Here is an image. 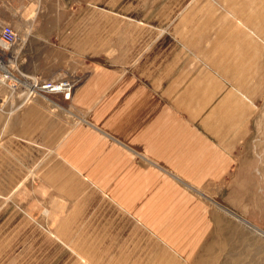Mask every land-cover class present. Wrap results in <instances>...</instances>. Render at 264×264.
Returning <instances> with one entry per match:
<instances>
[{"label": "rangeland", "instance_id": "rangeland-1", "mask_svg": "<svg viewBox=\"0 0 264 264\" xmlns=\"http://www.w3.org/2000/svg\"><path fill=\"white\" fill-rule=\"evenodd\" d=\"M2 26L16 34L17 71L72 92L85 78L156 73L220 150L200 155L203 174L168 179L142 208L147 223L65 161L14 151L0 264H264V0H0ZM58 94L62 131L88 120ZM8 96L1 87L3 114L29 104Z\"/></svg>", "mask_w": 264, "mask_h": 264}, {"label": "crops", "instance_id": "crops-1", "mask_svg": "<svg viewBox=\"0 0 264 264\" xmlns=\"http://www.w3.org/2000/svg\"><path fill=\"white\" fill-rule=\"evenodd\" d=\"M112 80L100 75L92 87L85 78L72 92L71 106L88 111V120L68 130L61 129L60 105L50 100L59 97L67 103L60 94L38 96L18 110L0 112V191L14 190L13 154L23 151L36 160L65 161L114 206L147 223L143 215L150 211L142 208H156L162 198L157 192L171 188L168 179L184 183L182 177L203 174L200 155L220 147L215 148L214 137L207 139L205 119H188L182 93L174 98L173 89L158 83L156 73H125L115 85ZM18 100V95L5 99V106Z\"/></svg>", "mask_w": 264, "mask_h": 264}, {"label": "built area", "instance_id": "built-area-1", "mask_svg": "<svg viewBox=\"0 0 264 264\" xmlns=\"http://www.w3.org/2000/svg\"><path fill=\"white\" fill-rule=\"evenodd\" d=\"M16 34L9 26L0 29V88L5 87L9 98L18 95L22 107L32 99L46 94L62 93L69 99L72 84L42 82L36 77L28 76L17 71L15 52ZM16 71V72H15Z\"/></svg>", "mask_w": 264, "mask_h": 264}, {"label": "bare ground", "instance_id": "bare-ground-1", "mask_svg": "<svg viewBox=\"0 0 264 264\" xmlns=\"http://www.w3.org/2000/svg\"><path fill=\"white\" fill-rule=\"evenodd\" d=\"M39 97H45V96H39ZM36 98V97H35ZM30 102V101H29Z\"/></svg>", "mask_w": 264, "mask_h": 264}]
</instances>
